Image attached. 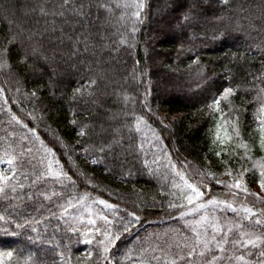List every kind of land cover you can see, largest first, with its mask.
Wrapping results in <instances>:
<instances>
[{"label": "trees", "instance_id": "1", "mask_svg": "<svg viewBox=\"0 0 264 264\" xmlns=\"http://www.w3.org/2000/svg\"><path fill=\"white\" fill-rule=\"evenodd\" d=\"M70 4L0 0V264H256L190 210L264 181V0Z\"/></svg>", "mask_w": 264, "mask_h": 264}, {"label": "rangeland", "instance_id": "2", "mask_svg": "<svg viewBox=\"0 0 264 264\" xmlns=\"http://www.w3.org/2000/svg\"><path fill=\"white\" fill-rule=\"evenodd\" d=\"M23 1V0H18ZM17 4V3H16ZM7 14H11L8 12ZM8 16V15H7ZM54 51H59L58 47L53 48ZM264 113V112H263ZM228 124L223 123L222 126H219V128L216 130V133H219V136L225 139V141L230 139L231 137V130L228 131ZM217 133V134H218ZM262 130L260 133V138L264 136L262 134ZM228 142V141H226ZM260 142V141H259ZM261 143V142H260ZM192 168V167H191ZM189 168L190 176L195 177L194 180L188 178L185 173H181L178 171L182 179H184L186 185L191 188V191L189 192L188 196L192 201H196L198 198H202L204 195H197V193H201L200 187L203 186V183L197 179L202 177L198 173L197 170ZM261 168L262 164H261ZM212 173L217 174L219 176V180L221 182L226 181L228 185L232 187L231 192L222 191V194H214L206 198V201L203 203L197 204L194 208L199 209L198 211H202V220L200 221V224L204 223V218L207 219L210 212L213 218L208 222L206 221L205 226L207 228L202 227L203 238H207L208 232L211 233V230L215 233H222V237L216 241V239H213L215 243L220 244V242L225 241L228 239L227 232L231 234L233 239H231L233 242L237 239L238 236L243 235L244 233L252 234L251 238L255 239L257 236L262 237L261 241L259 242V246L256 248L247 247L243 248V254H251L253 255V258L255 259V256L257 258L256 264L264 262V223L257 224L256 221H264V189L261 188V182L252 181L251 177L246 176L245 170H239L235 169L233 170H224L220 171L217 169V167H213L210 169ZM231 173V175H229ZM264 180V176L262 177ZM239 181L241 187L237 189L234 187V185ZM247 189V192L244 191V189ZM258 194V195H253ZM219 202V203H208L209 201ZM225 204H230L231 208L225 207ZM200 205H204V207H199ZM191 209L190 213L194 214L193 212H197V210ZM235 209V211H233ZM245 209L250 210V212H246ZM222 210L223 213L226 211H231V215L228 216L229 219L224 220L221 222L219 211ZM255 215H252V214ZM218 216V217H217ZM219 218V219H218ZM246 222V223H245ZM217 229H222V231H217ZM225 230V231H224ZM249 237L245 236L244 239H248ZM210 241V240H209Z\"/></svg>", "mask_w": 264, "mask_h": 264}, {"label": "snow or ice", "instance_id": "3", "mask_svg": "<svg viewBox=\"0 0 264 264\" xmlns=\"http://www.w3.org/2000/svg\"><path fill=\"white\" fill-rule=\"evenodd\" d=\"M224 2L226 3L227 0H224ZM63 4L66 5V6H71L70 4V0H63ZM142 7V5H141ZM42 12L44 11L43 9L41 10ZM44 14H47V13H44ZM61 16H63V13L61 12L60 13ZM139 15V13H137V16ZM93 83H95V81H93ZM233 93V89L231 88H227L225 89L224 93H223V98L225 100L228 99V96L230 94ZM216 103H219V101H216ZM235 130V129H234ZM237 135H238V131H237ZM219 138V137H218ZM262 143H264V138H262ZM0 162H3V161H0ZM7 163L9 165H11L13 163L12 160H8ZM229 175H231V173H229ZM14 175L12 177H8V176H2L0 177V194H6V191H12V192H15L16 191V188L14 186H11L10 184V180L11 179H14ZM226 187H231L229 185H225ZM234 187H236L237 189H239L241 187L239 181H237V183L234 185ZM261 188L264 189V182L261 183ZM245 192H247V189L245 188L244 189ZM197 195H203V193H197ZM253 195H258V194H253ZM190 204L193 203V201L191 199H189L188 201ZM100 203H104V201H100ZM208 203H219V202H214V201H209ZM199 207H204V205H200ZM225 207H228V208H231V205L230 204H225ZM195 210H199L198 208L195 209ZM233 211H235V209H233ZM246 212H250V210H247L245 209ZM252 215H255L254 213ZM94 223V222H92ZM257 224H262L264 223V221H260V220H257L256 221ZM99 231V230H98ZM217 231H222V229H217ZM251 235L252 234H249V233H244L243 235H240L237 237V239L234 241V246H237V247H242V248H247V247H252V248H256L259 246V242L261 241L262 237H259L257 236L255 239L251 238ZM105 236L107 237V233H105ZM247 236L249 237L248 239H244V237ZM213 239H215V237H213ZM225 242H228L227 240H225ZM101 244H103V241H100ZM206 247V245H205ZM108 249L105 247V251H107ZM203 255V253H201ZM13 254L11 252H8L7 253V256L8 257H11ZM262 255H264V253H262ZM214 259H219V258H214ZM237 259L239 260H243L244 259V256L241 255L239 257H237Z\"/></svg>", "mask_w": 264, "mask_h": 264}]
</instances>
